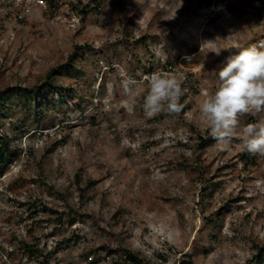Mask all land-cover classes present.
<instances>
[{
    "label": "rangeland",
    "instance_id": "obj_1",
    "mask_svg": "<svg viewBox=\"0 0 264 264\" xmlns=\"http://www.w3.org/2000/svg\"><path fill=\"white\" fill-rule=\"evenodd\" d=\"M89 1L53 0L48 14L45 0H0V135L12 150L0 264H111L123 249L150 264H264V156L244 169L239 135L231 150L196 140L210 135L199 104L217 65L264 42V0H104L99 12ZM81 44L91 50L77 70L54 80L63 100L52 90L27 103L19 91ZM167 52L183 107L148 116L143 77L165 72L155 63ZM128 77L139 84L125 95ZM257 121L264 111L240 117Z\"/></svg>",
    "mask_w": 264,
    "mask_h": 264
},
{
    "label": "clouds",
    "instance_id": "obj_2",
    "mask_svg": "<svg viewBox=\"0 0 264 264\" xmlns=\"http://www.w3.org/2000/svg\"><path fill=\"white\" fill-rule=\"evenodd\" d=\"M217 39H221L217 37ZM212 41L205 42L201 46ZM264 42L229 51L217 65L218 81L214 91L205 95L199 104V114L211 137L224 150H231L233 138L240 136L239 147L253 155L264 156V121L247 123L241 127L240 117L252 112L264 111ZM222 52H217L221 55ZM147 94L143 99L146 115L154 116L161 111L178 113L183 105L181 81L168 72L145 75ZM139 82L128 77L123 83L125 95H130ZM135 108V101L127 104ZM123 143L129 141L125 139Z\"/></svg>",
    "mask_w": 264,
    "mask_h": 264
},
{
    "label": "trees",
    "instance_id": "obj_3",
    "mask_svg": "<svg viewBox=\"0 0 264 264\" xmlns=\"http://www.w3.org/2000/svg\"><path fill=\"white\" fill-rule=\"evenodd\" d=\"M90 3L88 6L89 11H94V12H99V9L101 8L104 0H90ZM45 3L47 4L46 10L48 14H51L55 8L54 5L55 3L53 0H45ZM85 11H82L81 13H84ZM142 44L144 43V39H141ZM91 50V47L87 44H81V45H76L73 48V52L70 53L65 61L56 67L50 68L47 74L45 75L44 82L38 86H34L33 88L24 89L19 92H22L24 96V100L27 103H33L36 107H42V103L46 102L48 100V93L51 92L52 90V95L54 93H58L61 96V99L63 100V92H62V87L54 85V80L57 79V77L62 76L65 73L69 72H75L77 70L76 68V63L78 62L77 60L79 58H83L86 54L87 51ZM166 55V60L164 63H160L159 60L155 63L156 65L159 66V69L165 72H170L172 68V61H171V56L169 52ZM155 66V65H154ZM61 88V89H59ZM58 89V90H56ZM196 90H194L195 92ZM28 94L31 95V97L28 96ZM36 95V96H34ZM5 103V102H4ZM0 113L2 114L3 111L0 109ZM196 140L198 142V147L199 149H205L210 143L214 142V139L211 137V135H208L206 132V136L202 134H198L196 136ZM9 140L7 137H3L0 135V175L2 174V167L10 161V156L12 154V150L9 144ZM242 168H247V167H255L257 165V157L253 154L248 153L247 151H242V153L239 156ZM206 188L204 189V191ZM67 213H60L59 218L62 216H66ZM61 220V219H59ZM213 223H217V221H212ZM259 249V254L256 257H253L252 259H255L256 262H261L263 261V258L261 256L263 255L261 253V248L256 247ZM26 249L29 250L28 247ZM251 263V262H250ZM111 264H150L148 260L142 258L138 253H135L133 251L123 249L121 251V254L113 261Z\"/></svg>",
    "mask_w": 264,
    "mask_h": 264
}]
</instances>
